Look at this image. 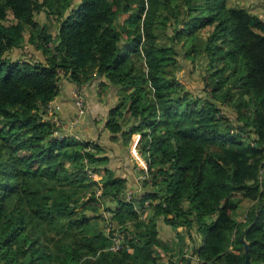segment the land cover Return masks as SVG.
Returning <instances> with one entry per match:
<instances>
[{"label":"trees","instance_id":"obj_1","mask_svg":"<svg viewBox=\"0 0 264 264\" xmlns=\"http://www.w3.org/2000/svg\"><path fill=\"white\" fill-rule=\"evenodd\" d=\"M29 46L43 59H11ZM200 61L203 95L180 76ZM59 71L117 91L105 127L127 150L139 134L142 191L127 197L98 143L52 137ZM263 161L264 19L246 7L0 0V264H264ZM118 230L129 250H109Z\"/></svg>","mask_w":264,"mask_h":264},{"label":"crops","instance_id":"obj_2","mask_svg":"<svg viewBox=\"0 0 264 264\" xmlns=\"http://www.w3.org/2000/svg\"><path fill=\"white\" fill-rule=\"evenodd\" d=\"M236 3L250 9V11L264 19V0H236ZM102 82L104 80L95 77L85 85L86 113L78 120L71 132L79 139L90 140L101 145L110 158L109 167L118 176L128 179V187H137L140 190L142 185L141 181L137 180L140 174H137V167H143L146 164L143 157L140 156L137 159L134 155V152L139 153L137 143L140 136L139 134L133 135V144L128 150L123 147L122 143L110 141V133L106 129L105 124L109 110L117 103V91L108 84L101 86ZM73 86L74 84L63 80L60 93L53 101L54 105L57 106L56 114L66 123L74 119L76 111L70 96ZM171 238H174V236H171ZM172 240L169 239L167 241L170 242ZM178 264H181V262Z\"/></svg>","mask_w":264,"mask_h":264},{"label":"built area","instance_id":"obj_3","mask_svg":"<svg viewBox=\"0 0 264 264\" xmlns=\"http://www.w3.org/2000/svg\"><path fill=\"white\" fill-rule=\"evenodd\" d=\"M59 76L62 78L58 83L59 88H61L63 86V78H64V74L62 71H59ZM85 85L86 84L74 85L70 91V96L76 111H75L74 119L71 120L69 123H66L61 117H59L56 114L57 106L54 105L53 101L49 102L47 105L42 107V111L45 114L46 119L51 123H53L56 127L52 136L53 138L63 139L66 136L74 135L73 132L71 131H73L78 120L86 113ZM75 137L78 138L77 136ZM142 168L146 172V164ZM140 175L141 177L139 181H142L147 178L144 175V173L143 174L141 173ZM258 179L260 183L264 184V161L259 169ZM97 194H99V192ZM126 194L127 197L129 198L131 195L134 194V191L128 190ZM147 204L148 202L145 203V207H147ZM135 209L139 210L137 206L135 207ZM112 228L113 225L107 222L106 233H111ZM110 237H111V246L109 248L110 251L117 252L124 249L129 250L130 246L125 241V237L122 232L118 230L114 234H110Z\"/></svg>","mask_w":264,"mask_h":264},{"label":"rangeland","instance_id":"obj_4","mask_svg":"<svg viewBox=\"0 0 264 264\" xmlns=\"http://www.w3.org/2000/svg\"><path fill=\"white\" fill-rule=\"evenodd\" d=\"M228 2H229V4L236 3V0H228ZM248 10H250V9H248ZM251 13H253V12L251 11ZM35 17L38 18V20L41 22L45 21V14H43V13L36 15ZM55 26H56V24H55ZM53 32H54V30H53ZM26 51H29L30 53H33V54H30ZM10 56H11V59H13V60H18V59L27 60V59H30V57H32V56H34L35 59H37V60L43 59V56L41 55V53L34 51L32 48H30V46L28 48H25L22 50L17 49L13 53H11ZM201 64L202 63L200 61V63L196 64V67H194L189 62L188 63L183 62L184 68L180 74L181 80L187 84V88L189 90H191L194 94H199V95H203L204 94L203 91L205 89V84H204V81L202 79V77H203L202 72H204V71H203V68L201 67ZM133 147H135V146H133ZM134 155L137 159H139L140 156L142 157V155L140 153H137V152H134ZM139 167H141V166H139ZM137 174H139V173H137ZM140 177H141V175L139 174L137 177V180H139ZM128 190H133L135 193H139L140 191L143 190V188L140 187V190H139L137 187L132 188V186H129ZM251 204L252 203L249 200H245L240 204L238 212H237L240 214L239 215L240 219L244 218L245 212H247V210ZM151 215H152V213L150 212V216ZM161 220L162 219H160V221H158V230H159L160 237L165 239L166 241L169 239H174V238H171V236H174V231H173L172 227H170L169 225H166L164 222H161ZM103 228L106 230V227H103ZM187 242L189 243V242H191V240H188ZM190 246H192V243L190 244ZM191 250L192 249H189L187 251L186 257L191 258ZM196 262L197 261H193L190 264H197Z\"/></svg>","mask_w":264,"mask_h":264},{"label":"water","instance_id":"obj_5","mask_svg":"<svg viewBox=\"0 0 264 264\" xmlns=\"http://www.w3.org/2000/svg\"><path fill=\"white\" fill-rule=\"evenodd\" d=\"M246 264H247V261H246Z\"/></svg>","mask_w":264,"mask_h":264}]
</instances>
